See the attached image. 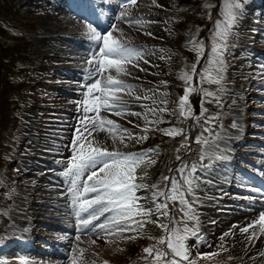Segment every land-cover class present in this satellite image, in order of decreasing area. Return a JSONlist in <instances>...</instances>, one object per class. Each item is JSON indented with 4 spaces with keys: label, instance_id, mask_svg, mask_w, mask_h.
<instances>
[{
    "label": "rangeland",
    "instance_id": "1",
    "mask_svg": "<svg viewBox=\"0 0 264 264\" xmlns=\"http://www.w3.org/2000/svg\"><path fill=\"white\" fill-rule=\"evenodd\" d=\"M253 1L255 0H247L244 4L241 16L228 40L229 47L225 52L226 72L222 85L225 91L218 92L217 89L220 87L218 85L204 84L205 88L219 96L220 103L217 104L213 98H209L212 102L206 101L210 105L209 116L214 119L211 128H204V131L199 129L198 132L209 143L201 148L205 150L206 155L203 167L199 165L196 173L201 179L197 182L199 188L196 189L198 202L193 205L200 219L199 235L203 236L204 240L198 242L195 238H190L188 241L191 246V258L195 259L197 264H264V261L260 262L263 254L259 252V248L264 235L259 232V225L250 228L247 233L244 232L243 237L241 234L242 238L237 237L242 229L240 224L244 222L240 215L233 216L234 213L245 212L246 208L242 201L246 199L247 194L236 189L256 188L257 185H249L250 180L237 173L235 167L220 164L215 156L208 155L214 153L216 149L223 151L230 145L233 154L240 155L234 159L235 162L241 167L245 165L244 168L252 173L250 179H254L257 173L253 165L259 164L258 157L263 159L260 156L263 153L260 152H264V144H261L264 142V75H261L260 66L264 65V7L262 10L250 7ZM107 2L114 7L105 9L103 5ZM90 3L101 17L86 12L88 7L86 8L85 4L82 6L77 4L70 9V13L72 10H79L80 18L78 17L77 21L73 14L63 11L64 3L55 4L53 0H5L0 4V25L2 22L5 24L0 30V44L4 48L3 58L7 59L0 65L5 73L3 80L0 77V96L4 98L6 123L11 124L14 113L17 114L19 121V128L15 133L16 144L14 143L12 148L13 161L7 169L5 168L0 178V193L2 196L6 194L0 199V216L5 215L11 220L7 226V238L11 235L13 237L8 239L7 244L17 249L13 257L26 258L30 264H53L52 262L57 260L54 264H69L72 254L69 243L66 248H62L61 244L69 240L67 236H72L71 241L74 240L73 235L62 228L56 233L52 231V226L58 223L62 227L71 226L76 232V218L68 193L69 185L60 173L67 167L72 156L71 143L84 115L82 107L78 104L84 99L83 93L87 90L84 85L98 78L90 79L85 75V69L90 68L87 61L91 52L98 51L84 34L87 19L98 17L99 22L101 23L102 19L108 28L110 23H115L127 37L124 43L144 47L149 53L145 57L148 63L140 60L139 66L129 64L127 67L131 74L120 77L127 83L136 85L133 94L127 91L119 93L127 102L126 107L129 111L118 116L114 112L103 110L100 115L114 121L121 129H128L130 132L132 128L143 131L145 115L149 120L153 118L152 113L147 112L144 106L166 107L169 112L162 114L163 122L149 126V130L165 129L173 127L164 125L169 120V115L178 116L176 102L180 91H184V82L178 78L181 69L187 65L190 70L191 64L196 62V53L190 48L181 47L188 46L187 42L200 32L197 17L202 18L205 24L211 19L216 0H155V2L137 0L136 5H129L128 16L142 17L145 21L142 26L115 19L123 10L119 0H92ZM250 16L253 19H249ZM114 35L119 36V32ZM210 45L211 40L209 44L205 42V52L210 51ZM189 56H193L191 60L188 59ZM197 66L198 71L204 66L202 59ZM6 77H9L11 85L16 88L26 82L37 83L28 88L25 97L18 99L13 89H9L5 84L3 86ZM46 80L52 85L43 83ZM162 81L167 83H161ZM145 90H152L147 93L150 98L137 100L136 96L143 97ZM165 91L168 93L167 97L163 95ZM153 95L157 99L156 104L152 102ZM15 98L20 105L17 111H14L12 104ZM164 99L168 101L166 105L159 103ZM48 104L52 105V110L45 109ZM134 113L141 115L137 116ZM88 115L94 116L95 113ZM81 130L83 131V128ZM232 133L239 135L241 141L238 138L228 145L226 139L232 138L229 136ZM111 135L107 130L99 129L93 132L91 137L84 132L88 139L95 137L109 150L135 153L130 138L126 137L125 143H121L119 139L113 143ZM164 135L169 138L182 136ZM209 135L214 137L209 139ZM164 148L162 162L164 167L176 160L177 154L181 157L188 151L181 147V143L168 147L165 145ZM177 148L180 149L179 153L176 152ZM191 152L188 154H193ZM150 155L155 163L157 160L159 163L163 156L161 153L158 159L154 153ZM155 163L150 165L153 166ZM165 172L166 170L161 173ZM152 179L146 178L145 182L151 185L156 182ZM145 194L150 198L148 191L142 190L138 193L140 196ZM8 197L12 199L11 206L6 205ZM58 198L61 202H57ZM238 199L240 202H237ZM230 200H234L235 203ZM51 201L58 207H52ZM18 203L21 204L18 211L25 218L22 226L14 219L17 216L14 205ZM38 212L43 213L44 217L39 215L36 217ZM257 215H252L250 223L257 220ZM47 216L57 217V221ZM63 217H68V221H64ZM103 219L101 217L100 222H103ZM16 230L23 233L29 241L20 235L21 233L17 234ZM253 230L257 232V236L249 239ZM4 233L5 231L1 234L3 239ZM162 234L157 225L148 223L140 236L148 239L149 235L158 238ZM91 240H95L96 243L92 244ZM81 241L86 246V260L95 261V264H104V261L112 264V260L107 258V253L111 256V253L115 252L111 250L106 242L108 240L103 236L97 238L95 235L82 234ZM110 241L114 243L116 239L112 237ZM131 242L134 245L138 243L137 240ZM74 243H77L76 239ZM198 252L217 255L198 257ZM54 253L57 257L53 256ZM14 258L10 257L5 261L10 264H21V261Z\"/></svg>",
    "mask_w": 264,
    "mask_h": 264
},
{
    "label": "snow or ice",
    "instance_id": "2",
    "mask_svg": "<svg viewBox=\"0 0 264 264\" xmlns=\"http://www.w3.org/2000/svg\"><path fill=\"white\" fill-rule=\"evenodd\" d=\"M246 2L247 0L243 2L242 0H224L221 6L223 19H217L214 24L210 35V51L207 53L204 66L199 71L197 64L205 55V42L197 39L195 35L187 42L188 47L196 53V62L191 64L190 70L185 65L178 77L184 82V94L176 102L178 121L194 120L199 123L202 118L205 122H211L214 119V117L206 116L208 109L204 104L205 101L212 102L209 98H213L219 104V96L202 85L205 83L218 85L220 86L217 89L218 92L225 91L222 86L226 72L225 52L229 47L228 40ZM136 3L137 0H121L120 7L123 10L115 16V19L142 26L145 23L142 17L130 18L128 16L129 5H136ZM117 32L119 36L114 35ZM84 34L98 48V51L90 54L87 61L90 68L85 69V75L90 79L98 78L84 85L87 89L83 93L84 99L78 102L84 115L71 143L72 156L67 167L60 173L69 185L68 193H70L71 206L76 218L77 235L75 239L77 243L72 248L69 264H95V261L89 262L85 259L86 249L79 246L82 242V234L95 235L97 238L103 236L109 242L112 237L119 240H136L148 223L157 225L163 234L158 238L148 236V239L155 240V243L142 249L146 254L141 258L143 264H197V261L191 258V246L188 243L190 238H195L198 242L204 240L203 236L199 235L200 219L193 207L198 202L196 189L199 188L197 182L201 179L196 174L197 164L189 165L177 154L176 160L180 161V165L176 169L169 167L168 171L178 173L179 178L176 175H162L160 180L150 185L145 182L147 172L139 175L137 170L145 162L147 165L155 163L150 154L158 153L159 146L136 153L121 152L116 149L109 150L95 137L88 139L84 136V132L91 137L97 129L107 130L112 134L113 143L117 139L125 143L126 137L132 138L136 135L128 129H121L114 121L102 117L100 112L103 109L119 116L129 111L126 107L127 102L119 93L127 91L133 94L136 85L129 84L120 77L131 74L127 67L129 64L139 66L140 60L148 63L145 59L149 54L148 50L124 43L127 37L115 23H110L108 29L101 28L99 24L85 23ZM148 34L151 35V33ZM260 67L261 75H264V65ZM196 76L199 77L200 86L193 84ZM161 83L166 84L167 82L162 81ZM150 91L152 90H145V95L143 97L137 95L136 99H149L147 93ZM193 93L201 95L199 115L194 113L190 101ZM163 95L167 97L168 93L165 91ZM151 99L153 104L157 103L154 95ZM159 103L166 105L168 101L164 99ZM144 107L147 112L152 113L153 118L149 120L145 115L144 135L137 138V143L146 140L149 126L162 123V114L169 112L166 107L148 108L146 105ZM89 113H95V115L89 116ZM134 114L141 115V113ZM158 130L172 137L183 134L181 147L191 151L188 147V136L183 128L173 126ZM196 142L202 145L209 143L202 135L196 137ZM179 151L180 149L177 148L176 152L179 153ZM205 155V150L201 149L200 160H203ZM208 155L218 159L226 158L217 156L215 153ZM142 190L150 192V198L147 195H138ZM252 191L261 192L262 190L253 188ZM245 198L250 201L255 200L252 196ZM177 205L181 213L180 219H176ZM101 217L104 218L103 222H100ZM255 225H259V232L264 233V211L260 212L258 220H253L241 231L247 233ZM126 233L135 235H125ZM252 236H257L255 230L249 239ZM90 242L96 243L95 240ZM197 255L198 257H211L217 253L198 252ZM0 264H6V261L0 260ZM21 264H30V262L25 258L21 260ZM104 264L108 262L104 261Z\"/></svg>",
    "mask_w": 264,
    "mask_h": 264
},
{
    "label": "bare ground",
    "instance_id": "3",
    "mask_svg": "<svg viewBox=\"0 0 264 264\" xmlns=\"http://www.w3.org/2000/svg\"><path fill=\"white\" fill-rule=\"evenodd\" d=\"M230 137L232 136V138H229V139H226V143L229 145V143L231 142H233L234 140L236 141L240 136L239 135H236L235 133H232L231 135H229ZM228 136V137H229ZM240 139V138H239ZM227 144H226V146H227ZM264 146V145H263ZM216 152V155L217 156H222V157H226V158H228V157H232V155H233V148L229 145L226 149H225V151L223 150V151H221V149L220 150H216L215 151ZM223 154V155H222ZM258 155V154H257ZM259 156V155H258ZM260 156H262L263 157V161H264V153L262 154V155H260ZM222 166V165H221ZM257 169L258 170H261L262 169V166L261 165H258L257 166ZM222 179V178H221ZM224 179V178H223ZM227 179V178H226ZM256 179H258V178H256ZM259 179H261V178H259ZM247 188H245V189H242V193H245V194H247V195H251V196H255V200L254 201H250V200H248V199H243V201H242V205L243 206H245L246 208L245 209H248V210H245L244 209V211L245 212H238L237 214H233V216H236V215H240V218H242L243 217V221L242 222H244V223H241L240 224V226H241V228H243V227H246L249 223H250V219H251V217H252V215L254 216L255 214H260L259 212H261L260 211V209L261 208H264V189H261L262 191L261 192H254V191H252V190H250V189H248V190H246ZM57 202H61V199H59L58 198V201ZM63 202V201H62ZM262 211H264V209L262 210ZM242 215V216H241ZM258 215L256 216V217H258ZM55 219L57 218V217H54ZM62 219H64V221H68V217H63ZM59 220H61V219H59ZM243 225V226H242ZM240 229V228H239ZM239 231V230H238ZM241 232V233H240ZM241 234H242V237L244 236V232H242V231H239V235H237V237H241ZM262 235H264V233L262 234ZM241 237V238H242ZM260 238V237H259ZM259 242V241H258ZM261 242V241H260ZM259 252L261 253V254H263V256H261V258H260V262H262V261H264V240H263V243H262V245H261V247L259 248ZM58 261V260H57ZM57 261H54V262H52L53 264L55 263V262H57Z\"/></svg>",
    "mask_w": 264,
    "mask_h": 264
},
{
    "label": "trees",
    "instance_id": "4",
    "mask_svg": "<svg viewBox=\"0 0 264 264\" xmlns=\"http://www.w3.org/2000/svg\"><path fill=\"white\" fill-rule=\"evenodd\" d=\"M169 167H170V164L167 167H165V170H166L165 174L168 172Z\"/></svg>",
    "mask_w": 264,
    "mask_h": 264
}]
</instances>
